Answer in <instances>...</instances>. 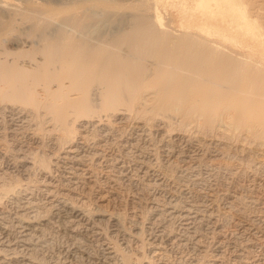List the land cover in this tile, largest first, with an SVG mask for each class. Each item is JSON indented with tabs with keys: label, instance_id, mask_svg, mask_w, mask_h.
I'll list each match as a JSON object with an SVG mask.
<instances>
[{
	"label": "bare ground",
	"instance_id": "1",
	"mask_svg": "<svg viewBox=\"0 0 264 264\" xmlns=\"http://www.w3.org/2000/svg\"><path fill=\"white\" fill-rule=\"evenodd\" d=\"M260 5L250 0H0V110L11 125L19 121L11 131L17 130L20 122L33 123L36 127L33 128L32 138L36 142L43 143L42 132H38L41 124H51V142L63 149L67 147L62 160L65 171L70 175L63 173L61 180L64 185L74 183L80 174V166L86 160L94 161L102 154L93 144L90 145L95 138L90 143L79 141L78 134L94 130L97 138L100 136L109 140L116 131V123L122 124L133 114L136 116L134 119L143 121L137 132L141 138L149 130L160 132L164 129L162 127L168 128L167 131L164 129L159 140L162 141L159 154L164 162H171L174 157L177 161L185 157L196 158L197 161L196 150L201 147L199 140L196 143L192 138L187 137V140L168 133L176 114H179L176 122L181 127L196 124L194 127L200 129V126H211L219 120V127L227 130L232 124L236 125L233 123L237 122L234 120L235 112L242 116L244 112H256L257 117V110H264V100L259 98V102H255L259 95L256 85H264V23L256 13L261 11H256L261 9ZM167 6L173 9L176 19H165L163 10ZM15 27L24 36L15 35L17 30L13 35ZM10 32L12 39L8 35ZM9 41L12 47V44L6 45ZM139 85H145L142 94H138L141 90H138ZM37 86L39 89L36 91ZM86 92L89 95L87 99L84 96ZM253 93L257 94L255 98L250 95ZM15 96L22 97L25 107L10 101L11 98L19 99ZM218 107H222L219 112ZM246 117L249 118V115ZM122 127L120 130H124ZM252 131L257 133L255 129ZM134 140L132 144L126 141L121 146L127 150L130 144L135 149L133 156L139 169L150 175L152 170H156L152 157L157 151L149 150L153 145L142 149L137 136ZM184 142L187 143L185 146ZM139 148L143 155L140 150L137 153ZM23 152L19 151L20 154L15 157L21 176L40 163V160L36 162V156L32 158ZM5 153H0V157L7 156ZM194 153L195 156H192ZM44 165L46 167V163ZM156 165L159 166V163ZM124 172L122 170L121 173ZM158 174L153 173L154 181L163 185L167 173L164 178ZM24 176L23 179H26ZM11 182L0 184V264H77L79 260L83 264H135L142 258L128 250L129 243L148 229L152 230L149 239L154 248H168L177 240L180 245L181 242L185 245L193 243L198 249L201 246L199 229H203L204 225L210 226V223L216 226L217 214L212 209V203L203 197L204 200L194 198L195 195L188 196L185 191H182L183 201L177 194L171 193L172 197L165 204L162 202L161 207L156 203L152 219L146 224V221L141 223V220H136L130 233L125 229L120 214L92 208L90 203H82L74 195H57V190L51 188L56 184L52 179H45L44 187L40 189L47 197L45 209L40 205L41 199L37 200L32 195L30 186L24 187L21 180ZM167 219L171 222L172 219L178 220L181 232L180 228L177 233L173 230L169 232L166 229L169 224L165 223ZM104 222H109V230L104 227ZM51 233L66 239V244L57 247L58 250L53 253L44 245ZM94 243L99 249L96 255L90 251ZM150 259H145L142 264H157Z\"/></svg>",
	"mask_w": 264,
	"mask_h": 264
},
{
	"label": "rangeland",
	"instance_id": "2",
	"mask_svg": "<svg viewBox=\"0 0 264 264\" xmlns=\"http://www.w3.org/2000/svg\"><path fill=\"white\" fill-rule=\"evenodd\" d=\"M250 1L254 4L257 3L259 5V3H261V5H263V6L260 5L259 8H261V9L257 8L259 10H256V11L261 10L263 14L260 13L261 11L256 12V13L258 15L259 20L261 22L263 21V23H264V2H263L264 0H257L259 3L258 2L255 3L254 0H250ZM163 11H165L164 12L165 19L173 20V19L177 18L173 9L170 8V6H167ZM259 13H260V15H259ZM166 16H169L170 18L166 17ZM262 16H263V18H262ZM14 30L16 31L17 27H15V29H13V31ZM13 31H11V32H13ZM15 31L13 32V35H14ZM11 32L8 35H9V38L12 39L13 35ZM16 34L17 35L19 34L21 37L24 36V35L20 34L19 31H18V33H15V35ZM11 44H12L11 42L10 43L7 42L6 45L10 46ZM12 46H13V44L11 45V47ZM21 54H25V52H22ZM141 86L142 85L137 86V87H139L138 90L141 89L140 90L141 93L138 91V94H142L145 90V85H144V87L142 86V88H140ZM263 86L262 85H260V86L256 85V88L259 89V91H256V93L259 95L257 96V94L255 93V95L257 96L256 97L257 101L255 99V102H259V98L261 99V101L264 100V97H263L264 96V93H263L264 87ZM213 87H215V86H213ZM216 87H218V86L216 85ZM261 87H262V89H261ZM38 89L39 88L37 86L36 91ZM90 89H91V87H90ZM88 92H86L87 95L86 94L84 95L86 97V99L89 98ZM261 93H262V95L260 97ZM250 95L252 97L254 95V93L250 94ZM255 95L252 98H255ZM16 97L17 96H15V98ZM17 98H19V99L17 100V99L11 98L10 101H12L17 106L25 107L26 102L22 101L23 100L22 97H17ZM252 101H254V100H252ZM261 101H260V103H261ZM22 103H23V105H22ZM263 103H264V101H263ZM223 104L226 105V102H223ZM223 104L221 103V105H223ZM26 107H27V105H26ZM222 107H218V112L221 111ZM35 111H37V110H35ZM134 111H131V112H134ZM258 111H259L260 115L264 116V114H263L264 112H262L264 110H262V111L257 110V115L259 117L258 116L256 117V112H254V113L249 112L250 114L252 113L255 118L253 117V115H250L249 113L246 114L244 112V114L246 116L249 115V118L251 116V118H250L251 120L249 118H247L246 116H244V114L242 116V115L238 114V112L234 111L236 113L235 114L233 111H231L235 114L234 120H236L237 122L234 121L233 123H236V125L232 124L231 126L228 127L227 130H225L226 128L224 129V127L222 129V126L219 127V123H218L219 120H217L218 122L215 121L211 126H200V129L198 127H197L198 129L196 127H194V126H197L196 124L195 125L191 124V125L185 126L186 128L181 127V126H179L180 124L178 125L179 122H176V120L179 117V114H176L177 116L175 114H173V115H175V117L173 116L174 118H173L172 125H173V123H174V125L171 126V128H169V129H171L174 132L169 130L168 133H171L172 135L175 133L176 135H178V137L180 135L181 137H185L186 139H187V137H189L190 139L192 138V140L194 139L193 141L196 143H199V141H200L199 144L201 146V147L199 146L200 148L198 150H196V153H197L196 156L198 157L197 161H196V158L192 159L189 157H185L184 159L185 160L190 159L191 161L190 160L185 161L184 159H178V161H177V159L174 157V159L172 158V160L175 161V159H176V161L174 162L171 160V162H174L173 164L170 161H169L170 163L164 162L165 160L162 158L161 154H159V153H161L160 146L162 144L161 143L162 141H159L161 136H162L161 133L165 132L166 129L168 130V128L162 127L165 129V130L163 129L164 131L162 129H160L162 132L161 131L159 132V131H156L153 129L149 130V132H146L145 133L146 135L144 134L143 137L141 138L138 136L137 132L139 131L138 130L140 127L139 124L142 126L143 121L140 122V121H137V118L134 119L136 117V116H134V114H133L134 118L131 116V118H127L126 120H124L125 122L122 121V124L116 123V128H115L116 131L114 132L113 135H111V137H109V140L107 138H103V137L101 138L100 136H98L99 138H97V134L95 135L94 130L89 131V133L88 132L87 133L81 132V134L79 133L80 135L78 134L79 141L83 140V141H87L90 143L92 141V139L94 140V138H95L94 142L92 141L90 143V145L93 144L92 145L93 147H96L97 150L101 151L102 156L99 155L98 157H95L94 161L90 160V159L86 160L80 166V169L78 170V172L80 174H82V175L79 174V176L77 178L78 180L75 179L74 183H71L70 185H64V181H62L64 174H66L68 176L70 175V173L65 171L64 162L62 160V156L65 155L64 152H65V150L67 151V147H65L63 149L59 146L57 147V145L55 143L51 142V134H52V132H50V130L52 129L51 124L50 123H44L43 121H41V122H43V124H41V128H39V129H41V130L43 129V130L42 131L38 130V132L39 131H40V133L42 132L41 136H42V142L43 143L36 142L35 140H33L34 138H32L33 137L32 134L35 131L33 128L36 127L33 123H32L33 124L32 125L31 122H29V121L24 122V123L20 122L19 128H16L18 131L15 129L13 131H11L13 129L12 126L15 125L17 127L19 121H14L13 125H11L10 121L8 122V120L6 118H4V113L0 110V117H1L0 118V125H1L0 126V136H1L0 137V153L6 152L5 154H7V156H5L6 158L0 157V184H3V183L9 184L12 180H13L12 181L13 183H16V182H20V180H21V183L23 184L24 187L27 185L30 186V190L33 191L32 195L37 200H40V199L43 200V201L40 200L39 202H40V205L45 209L48 205L47 204V197H46L45 192H42L40 189H42V187H44L43 183L45 182V179H52L53 182L56 184L55 185L53 184L51 186V188H54L57 190L56 191V192H58L57 195L67 194L70 197H72V195H74L76 200H78L80 202L83 201L82 203L85 202V204L90 203L91 205L90 204H88V205H90L92 208L94 207V208H97L100 210H104L103 212H106V213H118V214H120V216L122 217V220H123L122 222H123L125 229L129 230L128 232H130V233H131V230L133 229L132 226L136 220L137 221L141 220V221H139L141 223H144L146 221L144 223V224H146L148 222V220L152 219V217H153L152 216L153 215L152 209L155 207L156 203H157L156 206L161 207L165 201L167 202V200L172 197L173 193H174L173 195L177 194L176 196L181 201H183L184 198L182 196V191H185V192H187L188 196L193 197L195 195L194 198L195 197H197V198L203 197L204 199H206V201L208 203H212V209L213 210L215 209L216 210V211L214 210L215 213L217 214V216H219V217L216 216V219H215V224L217 227L216 226L214 227L213 223H210L209 224L210 226L206 227L204 225V226H202V227H204L203 229H199V234L201 235L200 236V239H201L200 240V244H201L200 248L201 249L200 248L196 249L193 243H189L188 245L187 244L185 245L181 242V245H180V242L179 241L177 242V240H176L174 242L175 246L170 245L168 248H160V250H159L157 248L152 247V243H150V239H149L150 238L149 233H150V231L152 232V230L148 229L147 231L143 232L144 234L141 233L139 235V237L131 239V241L129 243L128 250L131 249L132 250V251L130 250L131 253L135 254L136 256L140 255V257L142 258L140 262H138V263L136 262L135 264H142L145 262V259L151 260L150 258H152L154 263H157V264L158 263L159 264H213V263L214 264H240V263L241 264H264V225H263L264 224V133H263V131H264L263 130L264 120L263 119L264 118H262V116L259 115ZM105 112L106 111H104V112L101 111V113H105ZM226 112L227 111H225V113ZM228 113L233 115V113H230V112H228ZM220 114H222V113H220ZM220 114H218V115H220ZM236 115H238L239 118H238V116L236 117ZM76 116L77 115H74L73 117H76ZM240 116H242L243 118ZM237 118L241 121V122L239 121L240 123H238ZM128 119H130V120H128ZM253 119H254V121L255 120L256 121L253 122ZM258 119L260 120L259 122H258ZM37 121H35V122H37ZM239 124H241V125L239 126ZM244 124H246V125H244ZM9 125H11V126H9ZM234 125L237 127H235ZM251 125H252V127H251ZM122 126H124V130H120V128L123 129ZM256 126H257V128H256ZM261 126H262V128H261ZM210 127H211V129H210ZM207 128H209V129H207ZM46 129L49 130L48 131L49 133L47 132ZM234 129H236V130L234 131ZM254 129H255V131L257 130V133H255V134L252 131ZM117 130L120 132L117 133L118 132ZM126 131H127V133H126ZM225 131H227V132H225ZM259 131H261V132L259 133ZM250 132L251 133L253 132V134H251ZM93 133H94V135H93ZM121 133H124V135ZM248 133H249V135H248ZM262 133H263V136H262ZM87 134H89V136H87ZM192 134H193V137H192ZM83 135L84 136L86 135L85 137H88V139H85V137H83ZM116 135H118V137L120 135H122L120 137L121 139L118 137L117 138L113 137ZM135 136H137L140 139L141 142L139 141V144H140V147L142 149L144 148V146L149 148L150 145L151 146L153 145L151 148H149V150L153 149V150H151V152H154V150H155V152L156 151L158 152V153L156 152L154 154L155 156L153 155V157H152L154 160L153 163H155L154 168L156 170H154V171L152 170V172H150V175H145L144 172L139 169V164L136 160V157H134L135 152H133V151H135V149H132L130 144L134 143ZM131 137H133V138H131ZM197 138H199V139H197ZM106 140L108 141L109 144L107 143ZM113 140L118 141V142L114 143ZM122 141H125V142L123 143ZM126 141L130 142L127 150H125L126 149L125 146H121V145H125ZM105 142L107 143V145ZM94 144H96V145L94 146ZM185 144H187V143L184 142L183 145L185 146ZM155 146H157V148H159V149H157ZM130 148L132 149L133 154H130V153H132ZM7 149H8V151H7ZM128 149H130V151ZM223 149H225V150H223ZM139 150H140L141 155H143L140 148L138 149L137 153H139ZM19 151L20 152L25 151V153L27 152L28 154L27 153L26 154L29 155L30 157L32 156V158L36 156V158H37L36 162H39V160H40V163H41V164L39 163L40 165L39 164L37 165V163H36L37 166H35V168L34 167L31 168L30 171L28 172V174H26L25 176L23 175L26 179H23V176H21L22 174L20 173V171H18V168H16V163H17L18 159L15 157L17 154H20ZM30 152H31V154H30ZM196 153H194V155H192V156H195ZM149 154L148 155L146 154L145 156H149ZM41 157H42V159H41ZM157 157H158V159H157ZM103 158H104V160H101ZM179 160H180V163H179ZM99 161H101V162H99ZM45 163H46V167H43V166H45L44 165ZM98 163H100V164L98 165ZM156 163L157 164L159 163L160 167L158 165H156ZM182 164H184V165H182ZM186 164L187 165L190 164V167L192 170H190L189 165L187 166ZM176 165L177 166L180 165V166H178L179 168L177 170H175ZM194 165H195V168H194ZM135 166H137V167H135ZM156 167H158V169ZM160 168H162V170ZM183 168H184V170H183ZM121 169L125 171L124 174L121 173L122 172ZM57 170H58V172H57ZM127 170H128V172H127ZM157 170L160 172V174H158L159 172ZM181 170H183V171H181ZM103 171H104V173H103ZM173 171H176V173ZM154 172L162 178L165 177V175H166L165 172L167 173L168 177L166 175V177L163 179V180H166L163 185H159V184L157 185L156 181H154V175H153ZM125 173H127V174H125ZM170 173H171V175H169ZM28 175H30V176H28ZM170 177L171 178L173 177V178L171 179ZM174 177H176L177 179H175ZM181 177H182V179H181ZM28 181H29V183H28ZM40 181H43V182H40ZM193 181H196V182H193ZM173 182H174V184H173ZM151 184H153V186ZM155 184L157 186H155ZM171 185H172V187H171ZM163 186H166L168 188L166 189V187H163ZM182 187H183V190H182ZM169 188H170V190H174V189L175 190L170 192ZM165 192L167 193L168 196H166ZM28 194H29V196L31 195L30 193H28ZM238 194H239V196H238ZM42 197H43V199H42ZM164 198H165V200H164ZM239 201H241V202H239ZM44 202H45V204H44ZM141 203H142V205H141ZM228 208H229V210H228ZM150 211H152V213ZM146 218H148V219H146ZM174 220H176V219H172V222H171V219L166 220L167 221V222H165L166 225L169 224V226L168 225L166 226V229L168 228L167 230L169 232H171L173 230V232L176 231L175 233H177L179 228H180V231H179V233H180L181 232V227H180L181 224L178 220H176L177 222H175ZM173 221H174V223H173ZM104 223H103L104 227L107 228L106 230H109V228H110L109 222H104ZM211 224H212V226H211ZM262 225H263V227H262ZM214 228H216V229H214ZM217 229H219V230L217 231ZM146 232H147V234H146ZM58 235H57V233H51V234H48V236H47V238L48 239L50 238V239L47 241V243L45 242L47 245L46 244H44V245H45V247L46 246L48 247V248L47 247L46 248L49 252L52 250L51 253L56 252L58 250V248H61V247H63V245L66 244L65 243L66 239L62 235H60V234H58ZM62 237H63V239H62ZM49 242H50V247H49ZM220 242H221V244L218 245ZM50 248H52V249H50ZM90 249H91L90 251L95 253V255L99 253V249H98V246L96 243H94L92 245V247H90ZM152 250L153 251L155 250L157 252L154 251V253H153ZM161 250H163V251H161ZM146 256H147V258H146ZM134 261H136V260L134 259ZM77 264H83V261L81 262L79 260L77 262Z\"/></svg>",
	"mask_w": 264,
	"mask_h": 264
}]
</instances>
